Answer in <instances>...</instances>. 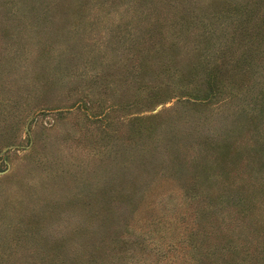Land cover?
<instances>
[{"label": "rangeland", "instance_id": "1", "mask_svg": "<svg viewBox=\"0 0 264 264\" xmlns=\"http://www.w3.org/2000/svg\"><path fill=\"white\" fill-rule=\"evenodd\" d=\"M0 264H264V0H0Z\"/></svg>", "mask_w": 264, "mask_h": 264}, {"label": "trees", "instance_id": "2", "mask_svg": "<svg viewBox=\"0 0 264 264\" xmlns=\"http://www.w3.org/2000/svg\"><path fill=\"white\" fill-rule=\"evenodd\" d=\"M150 56L152 57V56H154V54H153V55H150ZM212 86H213V84L211 83V90H212V88H213ZM213 93H214V91H212V92L210 91V92L208 93V95L206 94L207 97H201V96H200V97H197V96H196V97H195V96L193 97V95H192V94H189V93H188V96H189V98H190L191 100H193V101H203V100H207V99L209 98V96H213ZM206 95H205V96H206ZM141 118H143L142 115H138V116L136 117V119H141Z\"/></svg>", "mask_w": 264, "mask_h": 264}]
</instances>
